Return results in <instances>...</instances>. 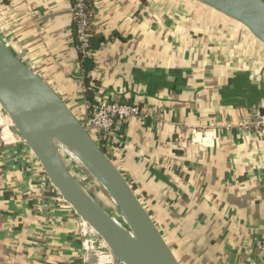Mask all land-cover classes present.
<instances>
[{"label": "crops", "instance_id": "1", "mask_svg": "<svg viewBox=\"0 0 264 264\" xmlns=\"http://www.w3.org/2000/svg\"><path fill=\"white\" fill-rule=\"evenodd\" d=\"M72 4L0 0V34L84 114ZM93 5L106 39L93 58L95 100L141 109L118 121L102 148L181 264H264V126L255 121L264 107V45L194 0ZM139 71L154 79L142 82ZM81 229L0 109V264H111L102 249L85 259Z\"/></svg>", "mask_w": 264, "mask_h": 264}, {"label": "water", "instance_id": "2", "mask_svg": "<svg viewBox=\"0 0 264 264\" xmlns=\"http://www.w3.org/2000/svg\"><path fill=\"white\" fill-rule=\"evenodd\" d=\"M244 26L264 45V0H194ZM171 73V72H169ZM78 97L84 99L80 65ZM142 82L151 81L141 71ZM180 76H170L179 86ZM238 105L251 107L243 100ZM0 109L12 131L30 148L62 201L81 222L87 251L98 259L100 249L111 264H181L132 185L93 137L83 121L43 77L25 63L0 34ZM256 122L264 120V107ZM72 160V162H71ZM78 165L103 191L106 205L74 171ZM72 166V167H71ZM105 204V202H104Z\"/></svg>", "mask_w": 264, "mask_h": 264}, {"label": "built area", "instance_id": "3", "mask_svg": "<svg viewBox=\"0 0 264 264\" xmlns=\"http://www.w3.org/2000/svg\"><path fill=\"white\" fill-rule=\"evenodd\" d=\"M72 3L78 49L83 59H92L96 53L91 48V22L88 12V0H72ZM85 110L83 123L100 144L102 137L109 135L118 121L137 117L141 113V109L137 105H129L119 101H96L93 105L87 103ZM261 125L264 126V120ZM73 167L77 168L79 170L77 172L84 177L83 183L90 185L92 188V181L82 171L81 167L78 165ZM43 173L46 175L44 170ZM260 251L264 256V239L262 240Z\"/></svg>", "mask_w": 264, "mask_h": 264}, {"label": "trees", "instance_id": "4", "mask_svg": "<svg viewBox=\"0 0 264 264\" xmlns=\"http://www.w3.org/2000/svg\"><path fill=\"white\" fill-rule=\"evenodd\" d=\"M88 12H89V18L91 22L90 32H91V48L94 51H97L101 48V46L106 42V39L104 36H102L100 33L97 32V29L94 25V19H95V13L96 10L93 5V0H88ZM75 48L78 50L79 58L81 60L82 68H83V76H84V85L86 88V101L90 104L96 103V92H97V86L96 83L93 81L91 77V72L95 68V62L94 59H83L79 49H78V41L76 40Z\"/></svg>", "mask_w": 264, "mask_h": 264}, {"label": "rangeland", "instance_id": "5", "mask_svg": "<svg viewBox=\"0 0 264 264\" xmlns=\"http://www.w3.org/2000/svg\"><path fill=\"white\" fill-rule=\"evenodd\" d=\"M70 108L73 110V112L84 122V119H83V116H84V114H82L79 110H78V108L75 106H73V105H70ZM84 112V111H83ZM85 113V112H84ZM94 137V136H93ZM95 139H96V137H94ZM72 167V166H71ZM73 169H74V171H79L77 168H74L73 167ZM93 183V182H92ZM93 186H92V188H90V192L99 200V201H101L103 204L102 205H104V206H107L106 205V201L105 200H107V198H106V196L104 195V193H103V191L102 190H100L98 187H97V189H96V187H95V185L94 184H92ZM104 202H105V204H104ZM108 207V206H107ZM108 209H112V208H109L108 207Z\"/></svg>", "mask_w": 264, "mask_h": 264}]
</instances>
